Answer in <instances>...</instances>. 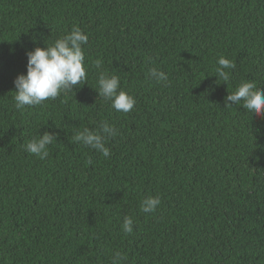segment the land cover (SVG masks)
Segmentation results:
<instances>
[{
    "label": "trees",
    "instance_id": "obj_1",
    "mask_svg": "<svg viewBox=\"0 0 264 264\" xmlns=\"http://www.w3.org/2000/svg\"><path fill=\"white\" fill-rule=\"evenodd\" d=\"M74 26L86 83L16 109L26 52ZM102 70L128 113L99 97ZM244 81L264 91V0H0V264H264V117L225 106ZM101 121L118 130L109 157L73 139ZM45 131L40 159L24 145ZM148 196L161 204L145 213Z\"/></svg>",
    "mask_w": 264,
    "mask_h": 264
},
{
    "label": "clouds",
    "instance_id": "obj_2",
    "mask_svg": "<svg viewBox=\"0 0 264 264\" xmlns=\"http://www.w3.org/2000/svg\"><path fill=\"white\" fill-rule=\"evenodd\" d=\"M88 42V36L78 27L56 39L45 47H35L26 52V73L16 76L13 81L15 91V108L23 110L27 106H36L49 99H56L62 93L74 92L78 85H84L87 80L84 66V52L82 46ZM95 67L102 68V61L96 60ZM235 64L220 56L217 60L216 77L224 82L229 81L230 73ZM148 77L156 83H166L168 76L156 67L148 70ZM96 91L99 97L111 103L112 108L118 112L128 113L133 109L135 99L120 88V78L108 71L98 72ZM225 98V106H243L247 112L256 117H264V91L257 88L252 81H244L238 84L234 91L228 92ZM118 135V130L107 121H101L97 130L84 128L77 131L74 141L86 147L100 152L104 157H109L110 149L105 146L108 137ZM56 139V134L45 131L38 138L29 140L25 145V151L40 159L49 155L48 146ZM161 204L159 196H148L141 200L140 210L149 213L154 212ZM122 230L128 234L133 231V220L125 216L122 221ZM126 257L117 252L113 256L112 264H122Z\"/></svg>",
    "mask_w": 264,
    "mask_h": 264
}]
</instances>
